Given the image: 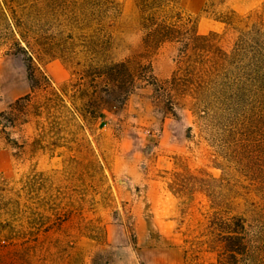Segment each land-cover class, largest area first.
I'll use <instances>...</instances> for the list:
<instances>
[{"label": "rangeland", "instance_id": "rangeland-1", "mask_svg": "<svg viewBox=\"0 0 264 264\" xmlns=\"http://www.w3.org/2000/svg\"><path fill=\"white\" fill-rule=\"evenodd\" d=\"M175 5L227 53L264 12ZM143 36L139 0H0V264H212L213 216L262 228L264 83Z\"/></svg>", "mask_w": 264, "mask_h": 264}, {"label": "trees", "instance_id": "trees-1", "mask_svg": "<svg viewBox=\"0 0 264 264\" xmlns=\"http://www.w3.org/2000/svg\"><path fill=\"white\" fill-rule=\"evenodd\" d=\"M139 1L143 42L157 47L166 42L179 44L178 68L188 62L186 69H189L191 77L197 78L199 86L205 81L203 74L211 75L212 70L219 69L224 70V82L231 90H238L247 82L258 80L264 83V12L258 16L259 21L253 28L239 37L233 51L227 53L212 43V35L197 33L194 21L177 9L176 0ZM222 21L231 23V18L225 17ZM245 59H248V63H245ZM179 69L171 78L174 82L178 81ZM40 78L47 83L43 74ZM31 81L36 80L31 78ZM46 86L38 82L32 84L33 89ZM29 98L30 95L21 97L15 104ZM5 115V111L0 113L2 126L15 122V119L5 118ZM207 227L214 236L208 244L209 250L216 252V260L212 264H264V224L253 235L242 217L223 218L215 215ZM254 241H258V245Z\"/></svg>", "mask_w": 264, "mask_h": 264}]
</instances>
